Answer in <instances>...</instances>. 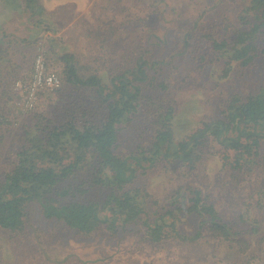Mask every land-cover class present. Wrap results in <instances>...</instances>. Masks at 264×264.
I'll return each instance as SVG.
<instances>
[{
    "label": "rangeland",
    "instance_id": "1",
    "mask_svg": "<svg viewBox=\"0 0 264 264\" xmlns=\"http://www.w3.org/2000/svg\"><path fill=\"white\" fill-rule=\"evenodd\" d=\"M251 5V0H0V180L18 163L26 138L45 123L62 124L75 117L66 111L79 105H99L102 115L118 98L108 96L106 88L96 94L94 88L74 85L69 65L79 78H98L103 88L111 89L114 77L137 85L136 110L118 126L115 151L122 158L137 148H150L156 130L166 122L173 143L193 135L195 141L199 129L223 119L231 97L245 101L264 88V31L242 36L250 44L253 40L248 64L230 60L232 48L242 44L236 41L238 35L250 28L245 19L252 17L245 9ZM212 40L225 45L215 49ZM39 53L61 76V86L41 91L34 108L27 110L16 82L30 78ZM167 110L171 113L165 117ZM255 126L260 136L258 166L241 171L224 167L219 138L205 130L209 136L200 145L204 156L194 170L176 160V147L171 146L168 160L153 166L140 160L132 179L148 205L154 201L150 212L162 210L163 202L180 187L202 189L236 229L258 225L250 243L209 237L206 230L197 231L196 217L181 225L188 235L203 230L193 241L152 245L135 234L133 226L117 233L101 226L81 236L46 219L39 206L30 203L22 234L0 229V264H264V118ZM236 127L243 126L235 124L223 135L234 136ZM90 175L81 169L69 183L82 184ZM92 191L89 198L104 195ZM240 215L244 224L238 221Z\"/></svg>",
    "mask_w": 264,
    "mask_h": 264
},
{
    "label": "trees",
    "instance_id": "2",
    "mask_svg": "<svg viewBox=\"0 0 264 264\" xmlns=\"http://www.w3.org/2000/svg\"><path fill=\"white\" fill-rule=\"evenodd\" d=\"M251 1V7L245 9V15L252 17L245 19L250 28L238 35L236 41L242 42L240 47H231L230 60L240 61L243 65L253 58L250 55L253 40L250 44L242 36L264 31V0ZM21 42L30 45L29 41ZM211 43L215 49L225 45V41L212 40ZM64 58L67 60L69 56ZM67 74L74 85L94 88L96 94L106 88L108 96L117 94L118 98L106 105L102 115L96 109L101 108L99 105H79V109L66 111L75 117L66 118L59 125L45 123L40 131L26 138L27 145H22L18 163L0 180V229L14 235L22 234L26 209L30 203H36L46 219L76 230L81 236L91 235L101 226L111 233L133 226L137 227L135 234L152 245L168 240L193 241L201 236L203 230L188 235L181 225L186 224L190 217H196L197 231L204 229L209 237L250 243L258 225L252 223L250 229H236L234 223L224 220L202 189L180 187L174 192L175 196L172 194L163 202L162 210L150 212L154 201L148 205L147 197L140 188L132 185V179L140 160L153 166L167 159L171 146L176 147V160L186 163L188 171L194 170L204 156V147L200 145L207 142L209 135L205 130L209 133L211 130L210 134L219 138L224 167L241 171L258 166L260 136L255 133V125L264 118V88L258 97L246 98L245 101L231 97L222 111L223 119L212 121L209 128L199 129L195 141H192L196 137L193 135L173 143L172 131L166 122L167 125L163 124L156 130L150 148H137L133 155L122 158L115 151L118 126L129 120V113L136 110L137 85H132L124 77H114L112 88H103L95 76L79 78L72 65L68 66ZM137 74H143L142 68ZM98 85L99 89H96ZM170 113L171 110H167L164 116ZM76 117H81L80 122ZM235 124L243 127H236L232 137L223 135ZM81 169L91 175L84 177L82 184L69 183V179ZM92 190L104 193L103 197L89 198ZM243 216L238 217L241 224L246 222ZM261 242H264V236L260 237Z\"/></svg>",
    "mask_w": 264,
    "mask_h": 264
},
{
    "label": "built area",
    "instance_id": "3",
    "mask_svg": "<svg viewBox=\"0 0 264 264\" xmlns=\"http://www.w3.org/2000/svg\"><path fill=\"white\" fill-rule=\"evenodd\" d=\"M61 86V76L51 69L39 53L34 58L32 73L26 82H16V89L24 92L23 106L25 109H33L38 100L39 93L43 90L54 91Z\"/></svg>",
    "mask_w": 264,
    "mask_h": 264
}]
</instances>
